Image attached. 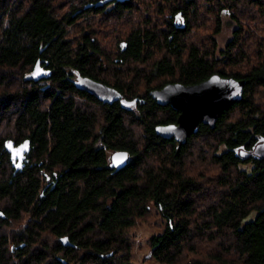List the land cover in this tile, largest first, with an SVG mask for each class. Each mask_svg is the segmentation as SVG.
Returning a JSON list of instances; mask_svg holds the SVG:
<instances>
[{
	"label": "trees",
	"instance_id": "trees-1",
	"mask_svg": "<svg viewBox=\"0 0 264 264\" xmlns=\"http://www.w3.org/2000/svg\"><path fill=\"white\" fill-rule=\"evenodd\" d=\"M110 2L0 0V264H135L131 231L153 207L158 263L264 264V0ZM226 16L237 26L218 52ZM40 62L50 76L37 81ZM215 74L245 80L243 99L177 154L156 127L179 114L150 92ZM75 75L122 100L102 103ZM9 140L31 141L17 173ZM116 151L130 156L119 171Z\"/></svg>",
	"mask_w": 264,
	"mask_h": 264
},
{
	"label": "water",
	"instance_id": "water-1",
	"mask_svg": "<svg viewBox=\"0 0 264 264\" xmlns=\"http://www.w3.org/2000/svg\"><path fill=\"white\" fill-rule=\"evenodd\" d=\"M45 76L40 63H37L34 78L40 81ZM246 84L245 80L215 74L197 85L170 83L161 89L151 91L150 96L158 105L170 106L179 113L177 123L156 127L157 136L177 142L176 152L179 154L188 139L198 133L201 124L214 129L222 115L243 99ZM78 88L90 92L104 104L112 105L120 102L123 97L117 89L90 78L82 79L78 83ZM5 150L10 154L17 173L25 167V160L31 151V141L26 140L19 145L12 140L6 141ZM242 155L247 157L249 154L242 152ZM254 155L264 157V141L257 145ZM129 158L128 152L116 151L111 155L110 166L119 171L127 166ZM62 242L64 245L69 244L68 238H63Z\"/></svg>",
	"mask_w": 264,
	"mask_h": 264
},
{
	"label": "rangeland",
	"instance_id": "rangeland-1",
	"mask_svg": "<svg viewBox=\"0 0 264 264\" xmlns=\"http://www.w3.org/2000/svg\"><path fill=\"white\" fill-rule=\"evenodd\" d=\"M99 16H85L80 18L77 21L76 27L69 28V38L77 36V32L79 29H86L90 25L97 26L100 22ZM223 29L220 34H218L215 38L217 39V49L223 50L226 47V44L232 39L233 37V31L236 28L237 24L231 19L230 16L224 17L223 22ZM79 33V32H78ZM104 43H107L106 40L103 41ZM106 48L107 47H114L115 45H103ZM257 46V45H252ZM253 47V48H254ZM264 53V49H263ZM32 74V73H31ZM32 76V75H31ZM48 82H43L42 84H46ZM153 214L152 216L144 222H140L137 227L131 231V235L133 237V243H134V263L135 264H160L156 260L150 257L151 249L149 247V240L152 236L158 235L162 233L165 219L162 217L161 214H158L156 212V209L152 208ZM255 215L251 216L253 218Z\"/></svg>",
	"mask_w": 264,
	"mask_h": 264
},
{
	"label": "flooded vegetation",
	"instance_id": "flooded-vegetation-1",
	"mask_svg": "<svg viewBox=\"0 0 264 264\" xmlns=\"http://www.w3.org/2000/svg\"><path fill=\"white\" fill-rule=\"evenodd\" d=\"M114 0H111V4L109 3L108 4V7H111V6H113L114 5V2H113ZM40 67L42 68V70L45 72V74H46V76H48L49 74H50V70L48 69V68H46V66H43L42 65V62H40ZM45 76V77H46ZM50 76V75H49ZM33 77H34V73H33ZM32 77V78H33ZM44 77V78H45ZM43 78V79H44ZM84 78H90V79H92V80H94V81H97V80H95V79H93V78H91V77H88V76H86V77H81L80 75H75V79H74V82H75V84H76V86H77V88H78V83L82 80V79H84ZM42 79V80H43ZM41 80V81H42ZM97 82H99V81H97ZM43 83V82H42ZM102 83V82H101ZM113 88V87H112ZM81 90V89H80ZM83 91H85V90H83ZM88 92V91H87ZM88 93H90V92H88ZM95 97V96H94ZM178 113V112H177ZM179 114V113H178ZM177 123V122H176ZM175 124V123H174ZM175 142V141H174ZM176 144H177V142H175ZM25 162H26V160H25Z\"/></svg>",
	"mask_w": 264,
	"mask_h": 264
}]
</instances>
